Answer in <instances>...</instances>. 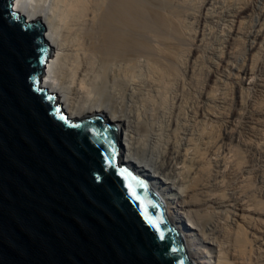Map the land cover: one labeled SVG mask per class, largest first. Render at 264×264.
Masks as SVG:
<instances>
[{
	"label": "bare ground",
	"instance_id": "6f19581e",
	"mask_svg": "<svg viewBox=\"0 0 264 264\" xmlns=\"http://www.w3.org/2000/svg\"><path fill=\"white\" fill-rule=\"evenodd\" d=\"M147 1L150 3L152 2L151 0ZM170 1L172 0H167V2L171 3ZM173 1L174 5L178 4L177 0ZM175 1H177L176 4ZM186 1L184 0V2ZM214 1L215 0H198V2L196 1L195 5L200 2V13H196L198 9L196 10V12L194 11L196 15L198 14L196 22V24L198 23L197 31H195L196 28L192 29L196 26L192 25L190 22L187 23V21L192 20H189L187 18L188 20L185 21L184 15L180 14L183 13L182 11H184L187 7L189 8V6L185 4L186 7L183 9V5L181 4L183 1L181 0L179 1L181 7L178 5L180 7L179 8L176 5L179 10L177 8L176 9L178 11H181L179 12V15H182V17L184 18V20L182 19L183 21H181L183 23L185 21L187 25H189V27L192 25V28H190L196 32H191V34H195L194 40L191 39V41L189 40L190 38H187L189 36L186 37L184 35L189 32L188 26L182 24V22H178L181 17H178V19L174 18V16H176V11L170 9L171 7H168V5L170 4H165L166 2L164 3V7L166 8L167 6V8H169L168 11H165V8L160 9L159 5H157L159 7H157L156 9L152 8L153 4H150L151 8H148L147 6L149 5V3L148 5H146L147 3H145V0H16L15 7L21 13H24L28 19L40 20L46 27L44 34L45 40L48 42L49 46L53 48L54 51L51 54L52 56L48 58L44 68L46 73L42 77V84L44 85V87H47L48 89L57 93L59 99L63 102V105L71 116L81 118L86 116L101 115L106 121L116 126L117 134H120V137L119 135H117L119 137L118 142L120 143V160L123 163H126L128 166L132 167L137 173L141 174L149 182L150 186L158 193L161 201L165 206L168 219L183 237L186 251L193 264H264V172L259 170V167H262V165L258 166V168L256 167L257 165L255 167L253 165V167H250L249 170L250 174H253V176L251 177V175L248 176L247 174L245 177V164L243 165L242 162L244 161L243 163H247L245 161H247L248 155H243L247 159L245 158V160L243 158L242 162H240L241 158H238V161L235 157L236 155L240 156L236 153H239L237 152V150L239 149L241 151V148L237 147L242 146L240 144L238 145L237 142H240V140L242 139L240 134L242 130L240 129L241 131L239 132L238 128L236 129V126L234 127V117H238V115L240 114H246L245 111H242V113L240 111V108L245 104V97L243 99V96L245 95L242 93H244L246 89L244 92H242V90H244L243 86L245 87L246 85H244L242 81L237 83L236 85L234 84V106L232 103L231 107L233 106V108L231 109L230 107H228L231 109H229L230 113L228 112V108L226 109L227 116L229 113V119H227L228 125L224 128L221 126L223 129L219 132L216 130H213V132H208L210 127L208 129L206 128V122L213 123L212 121L209 122L208 118L210 119V117H208L206 121V109L210 108H206V105L209 103L207 102L206 104V101L208 100H206V89L208 88L206 87V78L203 79L201 84L198 86L196 92L197 94H195L194 96L195 99H190L189 92L191 91L187 93L185 91L186 88L183 89L182 87V89L187 93V96L189 95V97L186 98V93L184 94L183 90L180 91L181 88H174L173 85L175 80H178L179 82L181 80L183 82L187 77L190 79H194L197 69L196 67H198V62L202 60L204 61L201 56L202 53L205 54V56L203 57L206 58V53H200V51L205 50L202 48L204 39H206V24H209L206 23V19L207 17H209L208 15L209 11L212 10L211 8L213 7L214 9L215 5L210 8ZM246 1H241V3H244V5H236L237 7H235L236 10L234 14L232 13L231 15L229 13L233 17H231V25H229L228 28L227 26L223 25L227 28V30H225L226 28L222 29L225 30V32L222 31L224 33V43L222 42L223 47L220 46V61L217 58V60L219 61H217L218 65L224 62L227 63L226 61L230 60H227V58L232 56V54L233 56L235 55L236 47L233 46H235L234 44H238L237 42L241 39L240 37H238V35L240 34V32L244 33L246 31V29L243 28L245 22L244 20H246L245 18H247L249 11L252 10L251 7L253 5H251V3L249 2L246 3ZM172 3L170 6H172L173 8ZM262 3H264V1ZM176 6H174V10ZM153 7H155V5ZM190 8L187 10L190 11ZM193 8L196 7L194 6ZM228 8L231 9L230 6ZM224 10L221 11L225 12ZM212 11L211 13H214V16H216V13ZM221 11L218 12L221 14ZM251 12L252 11H250V13ZM147 13H149L153 19L151 18V20H148L147 18L149 17V14L147 16ZM186 13L187 11L184 12V14ZM189 13L192 14V12ZM221 15L219 16L222 17ZM194 20L195 19H193V22L195 23ZM179 23L180 26L185 25L186 27L184 28H188V32L182 33ZM245 23L247 24L249 22ZM241 28H243L245 31ZM211 31H213V29H211ZM221 33L219 32L220 35ZM211 37L210 39H212ZM237 39L238 41H236ZM254 40L256 43L253 44L254 46L251 48L252 54L249 50V53L251 54V60L250 62H248L249 60L247 59L248 63L245 62L246 64H243L244 66L242 65V68L239 67L241 68L240 74L236 73L239 76L242 75V77H248L250 73H254L257 71H255L256 66L254 65V63L256 62H254L253 59L255 60L256 58H254V56L256 55L255 51L257 53L258 49L263 50L264 48L262 47L260 49V47L264 43V23L259 28L257 34H255ZM208 41L210 42V40ZM241 41H243V39ZM207 42L205 43L208 44L209 42ZM205 43L204 46L206 45ZM213 46L215 48V45ZM209 47L211 48V46ZM232 50L234 51V53L231 54V52H233ZM210 51L211 50H209V52ZM237 51H239L238 48ZM260 52L262 51H259V53ZM237 53L238 52H236V54ZM143 56L147 58L146 63L149 69H147V72H149V74L143 77H148L149 79H147L154 84V87L157 86L156 89L158 87L161 89H165H162V91H160L158 88V90L160 91L158 92V94L164 92L162 102L166 107V109L165 107L164 109L167 111L165 112L167 113V117L166 115H164L167 118L166 122L164 121L166 123H164V125L162 123L163 121L161 122V124L160 122L156 121V118V120L154 119L155 116L153 112H151L153 109L151 108V110L149 109V111L147 108L148 106L145 107V103H143V101L148 100L147 97H153V95L146 97L144 96L143 99H140L142 100V103L138 101V99L137 101L141 103L142 106L137 105L139 103L135 100L134 97V95L138 94V92L141 93L140 90L143 87L141 84L145 83L144 81H146V78L143 79V77L141 76L143 71H140L141 73L139 72L140 78L142 77L141 80H139V75L138 73H136L137 67L141 65L139 64L137 66L136 63ZM234 57H232L231 59H233ZM262 57L261 59L263 60L264 58ZM257 58L259 61H262L260 59V55L257 56ZM117 62H120L119 65H123H121V67L118 65V69L121 68L122 71H119L123 72L121 74H123L125 77L124 80H126V86H124L126 87L125 89H127L128 93L126 92V90L121 88V91H125L126 94L125 92L124 94L121 92L122 96H120L121 94L119 92L120 95L118 94L117 97H120V100L116 97V95H113L115 99L109 97L111 95H107L108 98L106 96L103 98L102 94L104 95L105 93H103L104 91L102 89L101 92L99 88L98 89L102 94L98 92V89L96 88L100 85H96V82L99 77L101 79V74H104L102 72L103 70H111L109 73L114 74L116 68H114V72H112V69L116 66L115 63ZM214 62L216 63V61ZM232 63L230 65H232ZM108 67L110 68V70H107L109 69ZM225 69L226 68H224L223 70ZM227 70L229 71L230 69L228 68ZM119 71H117V73ZM209 72L211 73L212 71L209 70ZM219 73H221L220 70ZM105 75L108 76L109 74ZM254 75L257 76L258 74L255 73L253 74V76ZM111 76L112 75L110 74L109 77ZM117 76L114 77L117 79L120 74L118 77ZM209 76V79L211 80V78L214 76V72H212ZM120 78H122V75L118 79L120 80ZM112 79L114 80V78ZM216 79L220 80L221 78L218 77L215 78V80ZM105 80H107V77H105ZM113 80L112 82H114ZM109 81L104 82L109 83ZM140 81L143 83H141ZM179 82H177L176 84H178ZM244 82L246 81L244 80ZM115 83H117V81ZM187 83L184 84L187 86ZM254 84L255 86H261L256 82ZM261 84L263 85V82ZM149 86L147 88H149ZM152 86L153 85L151 84V87ZM216 86L214 87L215 92ZM252 88L249 90H252ZM95 89L97 90V92ZM143 89L142 92L144 91ZM212 89H210L211 92ZM257 89H259V87ZM210 90L209 95L211 93ZM112 92L113 91H107L106 94H111ZM149 92L152 94L151 90ZM149 92L147 91V93ZM215 92L210 96L215 97ZM96 93L101 95V98L100 96H96ZM112 94H117V92ZM142 95H144V92ZM257 96L258 95H256V97ZM219 99L223 100L222 97H219ZM149 100L151 101V99ZM246 101L248 102L249 100L247 99ZM260 101L262 100L260 99ZM145 102L147 103V101ZM214 102H216V100H214ZM150 103H148V105ZM227 104L230 105L229 102ZM254 104L255 106L256 104L259 105V102ZM157 106L158 105L156 104V107ZM210 106L213 105L211 104ZM214 106L213 108L211 107L213 112H215L214 108L216 109V106ZM255 106H253L251 112H254V114L260 116L264 111L261 112L260 106H258L259 108H256L257 106ZM247 108H249V106ZM245 117L249 118L250 116ZM251 117L253 118L254 116ZM211 118L213 119L214 116ZM262 120L264 122V118ZM257 121L253 122L257 123ZM262 124L264 125V123ZM242 125L245 126L246 124ZM214 127L216 129V127L218 126ZM214 127H212V129ZM218 128V130L221 129L220 126ZM252 129L254 128H251V130ZM252 134H254V132ZM254 135L256 137V134ZM249 136L252 137L251 135ZM253 140L256 141V139ZM253 140L252 143L254 142L256 146L258 143L256 141V144ZM233 142H236L238 145L236 148L233 147L235 148L233 150H235L236 153L232 152V145L230 146V143L232 144ZM248 148L250 147L248 146ZM255 150H257V148ZM262 150H264V148ZM227 151L234 153L230 155V159L227 158L229 155H225L227 153H230ZM243 156L241 155L240 157ZM232 158L237 160L235 164L230 162L231 160H233ZM256 161L258 160L256 159ZM249 164L250 163H248L247 165ZM262 170H264L263 167ZM246 180L248 181V183ZM255 183L259 185H257L258 187H256V189L258 188V190L254 189L255 191L250 193L251 189L256 186ZM228 187H231L233 189V192L232 190H230L233 194L228 195L226 193L227 190L225 189H229ZM216 206H223L227 208L225 209V211L227 210L228 214L226 216L224 215V218H222L220 215V218L217 217L216 219H213L212 215L214 214L213 211Z\"/></svg>",
	"mask_w": 264,
	"mask_h": 264
},
{
	"label": "water",
	"instance_id": "95a60500",
	"mask_svg": "<svg viewBox=\"0 0 264 264\" xmlns=\"http://www.w3.org/2000/svg\"><path fill=\"white\" fill-rule=\"evenodd\" d=\"M15 2L0 0V264H193L158 193L120 160L116 126L71 116L44 87L54 50Z\"/></svg>",
	"mask_w": 264,
	"mask_h": 264
},
{
	"label": "rangeland",
	"instance_id": "374dc122",
	"mask_svg": "<svg viewBox=\"0 0 264 264\" xmlns=\"http://www.w3.org/2000/svg\"><path fill=\"white\" fill-rule=\"evenodd\" d=\"M146 2L145 3H147L146 5H148V3H149V5L147 6L148 8H151V6H150V4H153L152 5V8H157V7H159L160 9H164L165 7V4H170L171 5V3H172V1H170L171 3H169V2H167V0H155V1H157V2H155L154 0H151L152 2L150 3V2H148L147 0H145ZM150 1V0H149ZM169 1V0H168ZM178 1V2H177ZM177 1H175V4H176V2L178 3V4H176L177 6L179 5L180 7H181V4L183 5L182 6V8L184 9L185 7H186V5H188L189 6V8L191 9L190 11L189 10H187V9H189L188 7L184 10V11H182L183 13H180V14H182V15H184V18H185V21H187L188 19L189 20H192V21H187V23H191L192 25H194V26H196V27H193L192 28V25L190 26L192 29H194V28H196L195 29V31H197L198 30V23L196 24V22H197V16H198V14L196 15V13H200L199 11H200V5H199V3L201 2H199V3H197L196 5H195V3H196V1L198 2V0H185L186 2H188V3H186V2H184V0H181V1H183L181 4H179V1L180 0H177ZM225 1V2H224ZM241 1L242 0H215L214 1V3L210 6V8L212 7V6H214V9H215V11H214V9H213V7L210 9L212 12H215L216 13V16H214V13H211V11H209V17H207V19H209V20H207L206 19V23H209L208 25H209V27H208V25L206 24V39H204V43L205 42H207L208 40H210V42H212V43H210L209 41V43L208 44H206L205 46H204V43H203V48L202 49H205L204 51L203 50H201L200 51V53L201 52H205L206 53V58H204L203 56H205V54H203L202 53V58L204 59V61L202 60V61H199L198 62V67H196L197 69H196V74H195V76H194V79H190V78H186L183 82L180 80V82L178 81V80H175L174 81V83H173V85H174V88H178V89H180V91L181 90H183L184 88H186L185 89V91L188 93L189 91H191V92H189V95H190V99L191 98H193V99H195L194 98V96H195V94H197L196 92H197V88H198V86L201 84V82L203 81V79H205L206 78V80L208 81H206V87H208L206 90V95L208 96L209 95V90L210 89H212V87H213V89H212V92H211V90H210V92L212 93H210V95H213L214 94V92H215V86H216V84H217V82H218V84H217V86H216V92H215V97H213V96H206V104H207V102H209L207 105H206V108L208 107H212L213 108V106L215 105L216 106V109L214 108V110H215V112H213L212 111V108H211V110H210V108L209 109H206V114H207V117H206V121H207V118L208 117H210V119H212L211 117H213L214 116V118L212 119V120H210L209 118H208V120H209V122H213V123H208V122H206L207 124H208V126H207V124H206V128L208 129L209 127V130H208V132L209 131H212L213 132V130H216V131H221L225 126H227L228 125V120L227 119H229V113H230V110L233 108V106H234V100H235V93H233V91H234V89H233V86H235L237 83H239V82H241L242 81V83H244V85H246L245 87L243 86V88H244V90H242V92H244L245 91V89H246V91L244 92V93H242V94H244L245 96H243V99H244V97H245V99L247 98L249 101L247 102L245 99H244V102H245V104L243 105V107H244V109H243V107H241L240 109V111H241V113H242V111H245L246 112V114H240V115H238V117L236 118V117H234V127L237 129L238 128V131L240 132L241 130L243 131L244 129L247 131H241V137H242V139L240 140V142H237L238 143V145L240 144L242 147H237L238 145H237V143L236 142H233L232 144L230 143V146L232 147H230L232 150L233 149H235L236 147L237 148H241V151H240V149L239 150H237V152H239V153H236L235 152V150H233L232 152H235L236 154H239L240 156L242 155H245L246 156V154L248 155L247 157H248V159L246 158V157H240V156H238V155H232V156H235L236 158H237V160H238V158L240 159L241 158V160H240V162H242V159L244 158H246L247 159V161H245V162H247V163H243L242 162V164L244 165V171H245V177H246V175L248 174V176H250L251 175V177L253 176V174H250V167H253V165H254V167L256 166L257 168H258V166H260V165H262V167H263V169H264V150H262L263 148H264V125L262 124V123H264L263 122V115H264V112H262V111H264V110H262V109H264L263 107H264V91H263V89H264V68H263V65H264V59L262 60L261 59V57L262 58H264V48H263V50L261 49L262 47H264L263 45H264V43L262 44V46L260 47V49L261 50H257V53H256V51H255V56H254V58H255V60L253 59V61L254 62H256L257 63V61H258V63H257V65H256V63H254V65L256 66V68H255V71L256 72H254V73H250L249 75H248V77L246 76V77H242V75H237L236 73H238V74H240V69L242 68V65L243 64H246V63H248V62H250V60H251V54H252V47L254 46L253 44H255L256 42H255V34H257V32H258V30H259V28L262 26V24L264 23V12H263V9H264V3H262L264 0H243V2L244 1H246V3L247 2H249V3H251V5H252V7H251V9L252 10H250V11H252L251 13H250V11H249V13H248V15H247V18H248V21H247V18H245L246 20H244L245 22H249V23H245L244 22V29H246V31L243 29V28H241V29H243L245 32L243 33H241L240 32V34L238 35V37H240V38H238V39H240V41H238V39L236 40V41H238L237 43L238 44H234L235 46H233V47H236L234 50H235V57L233 56V54L232 53H234V51L233 52H231V54H232V56H230V57H228L227 58V60H229V61H226L227 63H222V64H224L225 65V67H224V65H222L221 63V65L219 66L217 63L220 61L219 59H220V49H221V47H223L222 46V44L224 43V33L223 32H225V30H227V28L229 27V25H231V20H232V13L234 14V12H235V10H236V8L235 7H237L238 5L239 6H241V5H244V3L242 2L241 3ZM251 1V2H250ZM254 1V2H253ZM262 1V2H261ZM166 2V3H165ZM237 2V3H236ZM240 2V3H239ZM165 3V4H164ZM234 3H236V4H234ZM245 3V4H246ZM256 3V4H255ZM262 3V4H261ZM161 4V5H160ZM162 4H163V6H162ZM186 4V5H185ZM217 4V5H216ZM234 4V5H233ZM238 4V5H237ZM155 5V7H153ZM157 5H159V6H157ZM170 5H168V7H171L170 9H172L173 11H176V16H174V18L175 19H178V17H181V19L178 21V22H182L183 20H184V18L182 17V15H179V12H181V11H178L179 10V8L176 6V5H174V1H173V3H172V5H173V8H172V6H170ZM185 5V6H184ZM220 5V6H219ZM223 5V6H222ZM232 5V6H231ZM237 5V6H236ZM261 5V6H260ZM150 6V7H149ZM162 6V7H161ZM174 6H176L175 7V10H174ZM196 7V8H193V7ZM222 6V7H221ZM231 7V9L230 8H228V7ZM258 6V7H257ZM263 6V7H262ZM198 7V8H197ZM262 7V8H261ZM178 10H177V9ZM181 8V9H182ZM226 8H227V10H226ZM232 8H233V11H232ZM235 8V9H234ZM259 8H260V10H259ZM167 9V10H166ZM194 9V10H193ZM198 9V10H197ZM216 9H218V10H216ZM225 9V10H224ZM169 10V8H167V6H166V8H165V11H168ZM196 10H197V12H196ZM221 10H224L225 12H223V11H221ZM178 11V12H177ZM187 11V13L186 14H184V12H186ZM192 12V14L191 13H189V12ZM196 13H195V12ZM217 11V12H216ZM218 11H221V14L218 12ZM223 12V13H222ZM228 12V13H227ZM178 13V14H177ZM226 13V14H225ZM231 15H230V14ZM148 14L149 13H147L146 15L148 16ZM218 14V15H217ZM258 14V15H257ZM177 15H179V16H177ZM189 17H188V16ZM195 15V16H194ZM213 15V16H212ZM219 15H221L222 17H220ZM226 15V16H225ZM250 15H251V17H250ZM212 16V17H211ZM224 16V17H223ZM249 16V17H248ZM260 16V17H259ZM177 17V18H176ZM192 17V18H191ZM196 17V18H195ZM232 17V18H231ZM147 18V17H146ZM151 15L149 14V17L147 18L148 20L150 19L151 20ZM188 18V19H187ZM229 18H230V20H229ZM259 18V19H258ZM153 19V18H152ZM183 19V20H182ZM193 19H195L194 21H195V23L193 22ZM215 19H216V21H215ZM261 19V20H260ZM182 20V21H181ZM213 20V21H212ZM259 20H260V22H259ZM184 21V23L182 22V24H185L186 26H188V28H184V27H186L185 25H182V26H180V23H179V26L181 27V30H182V33H186V32H188L187 31V29L189 30V32L188 33H186V34H184L186 37L187 36H189V37H187V38H190L189 40L191 41V39H193L194 40V36H195V34H191V32H193L194 30H192L190 27H189V25H187V23ZM212 21V22H211ZM230 21V22H229ZM257 21V22H256ZM263 21V22H262ZM226 22H228V23H226ZM259 22V23H258ZM262 22V23H261ZM227 24V25H226ZM246 24V25H245ZM256 24V25H255ZM258 24V25H257ZM227 26V28L226 27H224V26ZM261 25V26H260ZM180 27H179V29H180ZM182 27H183V29H182ZM208 27V28H207ZM222 27V28H221ZM226 28V29H225ZM257 28V29H256ZM211 29H213V31L215 32H213V31H211ZM221 29V30H220ZM222 29H225V30H222ZM255 29V30H254ZM180 30V31H181ZM185 32H184V31ZM192 30V31H191ZM217 30V31H216ZM219 30V31H218ZM243 30H241V31H243ZM256 30H257V32H256ZM194 31V32H195ZM212 32V33H210V32ZM223 31V32H222ZM208 32V33H207ZM217 32H218V34H217ZM219 32L221 33V35L219 34ZM196 33V32H195ZM210 33V34H209ZM253 33H254V35H253ZM189 34V35H188ZM216 36V34H217V36L215 37L214 35ZM210 35V36H209ZM221 37H220V36ZM244 35V36H243ZM208 36V37H207ZM212 36V37H211ZM191 37H193V38H191ZM210 37L212 38V39H210ZM244 37V38H243ZM251 37H252V39H251ZM218 40H217V39ZM243 39V41H241ZM193 40H192V42H193ZM220 40H221V42H220ZM253 40V41H252ZM216 42V43H215ZM219 42V43H218ZM223 42V43H222ZM249 42V43H248ZM252 44H251V43ZM236 43V42H235ZM210 44V45H209ZM218 44V45H217ZM221 44V45H220ZM213 45H215V48H214V46ZM237 45V46H236ZM209 46H211V48L209 47ZM212 46H213V48H212ZM221 46V47H220ZM239 46V47H238ZM249 46V47H248ZM209 48V49H208ZM218 50H217V49ZM237 48H238V50L239 51H237ZM214 49V50H213ZM233 49V48H232ZM208 50V51H207ZM209 50H213L212 51V53H211V51L209 52ZM249 50H250V53H249ZM259 51H262V52H260V53H262V54H260L259 53ZM215 52V53H214ZM236 52H238L237 54H236ZM249 54H247V53ZM52 54V53H51ZM257 54H259L260 55V59L263 61H259L258 60V58H257V56H259V55H257ZM215 56V57H214ZM248 56V57H247ZM232 57H234L233 59H231ZM141 58H143V59H141ZM140 59H139V63L137 62L136 63V65L138 66L139 64H141V65H139L138 67H137V70H136V73H138V75H139V80H141L142 79V77L143 76H147V74H149V72H147L149 69H148V65H147V63H146V61H147V58L145 57V56H143V57H141ZM146 58V59H145ZM217 58H218V60H217ZM206 59V60H205ZM249 61H248V60ZM232 60V61H231ZM214 61H216V63L214 62ZM218 61V62H217ZM248 61V62H247ZM233 62V63H232ZM246 62V63H245ZM118 63V64H117ZM117 63H115L116 64V66L115 67H113L114 66V64H113V66H111V67H113V69H112V72H114V68H116L115 69V72H114V74L113 73H109L111 70H110V68L109 69H107V70H110V71H105V70H103L102 72L104 73V74H101V79H100V77L98 78V80H97V82H96V85H100V86H97V88H96V86H95V88L96 89H102L104 92L103 93H105L104 95L101 93L102 92V90H101V92H100V90L98 89V92H100L101 94H102V96H103V98L106 96L107 97V95H111V96H109V97H111L112 99L114 98L115 99V97L113 96V95H116V97H117V95L119 94V92H120V96H122V93L124 94V92L125 91H121V88H123L124 90H126V92H127V89H125L126 87V85H125V81L126 80H124L125 79V77H124V75L123 74H121V73H123V72H120L119 70H121V68L120 69H118L119 67H118V65L120 64V62H117ZM216 65H215V64ZM229 63V64H228ZM232 63V65H230ZM262 63V64H261ZM200 64V65H199ZM122 65V64H121ZM121 65H119L120 67H121ZM146 65H147V67H146ZM230 65V66H229ZM123 66V65H122ZM218 66V67H217ZM244 66V65H243ZM213 67V68H212ZM226 68L225 70H223L224 68ZM231 67V68H230ZM239 67H241V68H239ZM143 70H142V69ZM215 68V69H214ZM230 69L229 71L227 70V69ZM260 68H261V70H260ZM123 69V68H122ZM136 69V68H135ZM141 69V70H140ZM148 69V70H147ZM212 69V70H211ZM214 69V70H213ZM200 70V71H199ZM209 70L210 71H212V72H214V76L211 78V80L209 79V75L212 73H210L209 72ZM219 70L221 71V73H219ZM105 71V72H104ZM117 71H119L118 73H117ZM122 71V70H121ZM143 71V73L141 74V78H140V73ZM259 71H262V72H259ZM108 72V73H107ZM140 72V73H139ZM147 72V73H146ZM209 72V73H208ZM216 72H218V73H216ZM229 73V74H227V73ZM117 73V74H116ZM258 74L257 76H253V74ZM105 74H111L112 76L111 77H109V75L108 76H106ZM116 74V75H115ZM119 74H120V76H119ZM205 74H206V76H205ZM224 74H226V75H224ZM252 74V75H251ZM116 77L117 75L119 76V77H121V75H122V78H120V80L117 78H115L114 76ZM137 75V74H136ZM137 75V76H138ZM224 75V76H223ZM205 76V77H204ZM217 76V77H216ZM263 76V77H262ZM105 77H107V80H105ZM204 77V78H203ZM218 77H220L221 79L219 80V79H216L215 80V78H218ZM237 77H238V80H237ZM240 77V78H239ZM104 78V79H103ZM109 78V79H108ZM110 78H111V80H110ZM112 78H114V80L112 79ZM146 77H143V79H145ZM148 78V77H147ZM145 79L146 81H144L145 83H143V82H141V83H143V84H141L143 87H142V89L144 90L143 92H144V95H142L143 94V92H142V89L140 90L141 91V93H139L138 92V94H135L134 95V97H135V100L137 101L138 99V101H140L141 103H142V100H140V99H143V97L145 96H152L153 95V97H147L148 98V100L149 99H151V103L148 101V100H145V101H147V103L145 102V101H143V103H145V107H147L148 108V110L150 109L151 110V108L153 109L151 112H153V114H154V119L157 121V122H162L163 123V125H164V123L166 122V117H167V113H165V112H167L165 109H166V107H165V105L163 104V102H162V100H163V96H164V92H161V93H159L158 94V92H160V91H162V89L161 88H159V90H158V88L156 89V87L157 86H155L154 87V84L151 82V81H149L148 79ZM242 78V79H241ZM262 78V79H261ZM241 79V80H240ZM261 79V80H260ZM101 80H102V82H101ZM110 80V81H109ZM112 80L114 81V82H112ZM123 80V81H122ZM148 80V81H147ZM214 80V81H213ZM234 80V81H233ZM244 80L246 81V82H244ZM257 80H258V82H257ZM99 81V82H98ZM104 81H109V83H106V82H104ZM117 81V83H115ZM119 81V82H118ZM179 82L180 84H181V86H180V84L178 83V84H176L177 82ZM200 81V82H199ZM215 81H217V82H215ZM229 81V82H228ZM254 81V82H253ZM263 82V85L261 84L262 82ZM124 84H123V83ZM150 82H151V84L153 85L152 87H151V84H150ZM188 82V83H187ZM236 82V83H235ZM259 83L261 86H255V84L254 83ZM98 83H100V84H98ZM104 84V85H102V84ZM119 83V84H118ZM148 83H149V85H148ZM187 83V86L185 85V84ZM190 83V84H189ZM211 83V84H210ZM121 84V85H120ZM122 84H123V86H122ZM147 84V85H146ZM235 84V85H234ZM125 85V86H124ZM145 85V86H144ZM178 85V86H177ZM182 85H184V86H182ZM251 85V86H250ZM253 85H254V87H255V89H254V87H253ZM102 86V87H101ZM149 86V88H151V89H149V88H147ZM177 86V87H176ZM186 86V87H185ZM107 87V88H106ZM182 87H183V89H182ZM250 87V88H249ZM253 87V88H252ZM259 87V89H257ZM262 89H261V88ZM117 88V89H116ZM141 88V87H140ZM146 88V89H145ZM153 88V89H152ZM156 90H155V89ZM235 88V87H234ZM252 88V90H249V89H251ZM95 89V90H96ZM192 89V90H191ZM218 89V90H217ZM248 89V90H247ZM149 92L150 90H151V92H152V94L149 92V93H147V91ZM154 90V91H153ZM163 90H165V89H163ZM213 90H214V92H213ZM108 91V92H110V91H113L112 93H116L117 92V94H110V93H107L106 94V92ZM115 91V92H114ZM157 91V92H156ZM184 91V90H183ZM184 91V94L186 93ZM263 91V92H262ZM96 92H97V90H96ZM122 92V93H121ZM126 92H125V94H126ZM235 92V91H234ZM128 93V92H127ZM148 95H147V94ZM187 93L185 94L186 96H187ZM191 93V94H190ZM257 93V94H256ZM259 93V94H258ZM263 93V94H262ZM146 94V95H145ZM163 94V95H162ZM232 94V95H231ZM233 94H234V96H233ZM263 96H261V95ZM138 96V98H137V96ZM142 97H140V96ZM189 95L186 97V98H188L189 97ZM256 95H258L257 97H256ZM96 96H100V98H101V95H99V94H97L96 93ZM113 96V97H112ZM192 96V97H191ZM225 96H226V99H225ZM248 96V97H247ZM159 97H161V98H159ZM213 99H211V98ZM219 97L221 98L222 97V99L223 100H221V99H219ZM224 97V98H223ZM230 97V98H229ZM249 97H250V99H249ZM260 97H262V98H260ZM108 98V97H107ZM118 98V97H117ZM120 98V97H119ZM118 98V99H119ZM153 98V99H152ZM156 98V99H155ZM210 98V99H209ZM215 98V99H214ZM218 100H217V99ZM255 98H256V101H255ZM155 99V100H154ZM161 99V100H160ZM232 99V100H231ZM251 99H252V101H251ZM258 99V100H257ZM260 99L263 101V103H262V101H260ZM120 100V99H119ZM210 100V101H209ZM214 100H216V102H220V104H219V102L218 103H216V102H214ZM137 101V102H138ZM229 102V104L230 105H228L227 103ZM254 101V102H253ZM136 102V103H137ZM160 102V103H159ZM225 102V103H224ZM252 102V103H251ZM259 102V105L258 104H256V106L258 105V106H260V110H261V112H262V114L259 116V115H256V114H254V112H251L252 111V109H253V106H255V104L254 103H258ZM139 103V102H138ZM141 103H139V104H137V105H141L142 106V104ZM148 103H150L149 105H148ZM162 103V104H161ZM214 103V104H213ZM225 105H224V104ZM232 103H233V106L231 107V105H232ZM246 103H247V106H246ZM263 105H262V104ZM151 104H152V106H151ZM156 104L158 105L157 107H156ZM213 105V106H210V105ZM224 106H223V105ZM251 104V105H250ZM254 104V105H253ZM263 106H261V105ZM144 105V104H143ZM228 105V106H227ZM253 105V106H252ZM151 106V107H150ZM163 106V107H162ZM214 106V107H215ZM246 106V107H245ZM249 106V108H247ZM255 106V107H256ZM256 107V108H259V107ZM154 107V108H153ZM164 107H165V109H164ZM228 107H230V108H228ZM228 108V116H227V113H226V109ZM246 108H247V110H246ZM155 109V110H154ZM159 109V110H158ZM243 109V110H242ZM251 109V110H250ZM149 110V111H150ZM163 110H165V111H163ZM220 110V111H219ZM156 111V112H155ZM209 111V112H208ZM212 111V112H211ZM218 111V112H217ZM221 111H222V113H221ZM250 111V112H249ZM208 112V113H207ZM220 112V113H219ZM225 112V113H224ZM245 112H243V113H245ZM156 113V114H155ZM163 113V114H162ZM213 113V114H212ZM219 113V114H218ZM218 114V115H217ZM226 114V115H225ZM250 114H254V115H250ZM164 115H166V117L164 116ZM208 115H210V116H208ZM220 116V117H216V116ZM221 115H224V116H221ZM241 115H245V116H250L249 118H246L245 116H241ZM240 116V117H239ZM251 116H254L253 118L251 117ZM165 117V118H164ZM215 118H216V120H215ZM236 118V119H235ZM240 118V119H239ZM244 119V120H242V119ZM262 118V119H261ZM220 119V120H219ZM222 119V120H221ZM226 119V120H225ZM248 119V120H247ZM251 119H252V121H251ZM214 120V121H213ZM241 123H239L238 121ZM240 120H242V121H240ZM251 122H250V121ZM258 120V121H257ZM261 122H260V121ZM165 121V122H164ZM217 121V122H216ZM220 121V122H219ZM222 121H225V122H222ZM246 121V122H245ZM255 121H257V123H254ZM216 122V123H215ZM240 124H238V123ZM253 122V123H252ZM260 123V125H259V123ZM161 123V124H162ZM217 124V125H215V124ZM221 123H225L224 125L223 124H221ZM250 123V124H249ZM166 124V123H165ZM211 124V125H210ZM220 124V125H219ZM242 124H246L245 126L244 125H242ZM249 124V125H248ZM256 124V125H255ZM238 125V126H237ZM252 125H253V127H252ZM214 126H220V130H218L219 128L218 127H216V129H215V127ZM223 128H222V127ZM257 126V127H256ZM212 127H214L213 129H212ZM240 127V128H239ZM249 127V128H248ZM259 127H261V128H259ZM251 128H254V129H252L251 130ZM257 129V131H256V129ZM207 129H206V131H207ZM212 129V130H211ZM241 129V130H240ZM255 130V131H254ZM216 131H214V132H216ZM254 132V134H256V137H255V135L254 134H252V133ZM207 133V132H206ZM248 133H249V135H251L252 137H250L249 135H248ZM119 135V137H120V134H118ZM118 137V138H119ZM243 138H245V139H243ZM256 139V141H257V143L259 144H257L256 143V141L255 140H253V139ZM251 139V140H250ZM245 140V141H244ZM250 142H249V141ZM252 140L253 141H255V143L257 144L256 146H255V144H254V142L252 143ZM241 141H243V142H241ZM247 141V142H246ZM246 143H248V144H246ZM250 143H251V145H250ZM233 144H235V145H233ZM245 145V146H244ZM248 146L250 147V148H248ZM254 147V148H252V147ZM233 147H235V148H233ZM245 147H246V149H245ZM258 147H260V148H258ZM257 148V150H255ZM231 149H230V151H231ZM243 149V150H242ZM245 149V150H244ZM250 150V151H249ZM262 150V151H261ZM230 151H227V152H230ZM244 152V154H243V152ZM249 151V152H248ZM255 153H254V152ZM259 151H261V152H259ZM226 152V153H227ZM232 152H230L229 154L227 153V154H225V155H229L227 158H229L230 157V155L231 154H234V153H232ZM240 152H241V154H240ZM246 152H248V153H246ZM250 152H252V153H250ZM263 152V153H262ZM251 155H250V154ZM253 154V155H252ZM255 154H257V155H255ZM261 154V155H260ZM256 157H255V156ZM238 156V157H237ZM258 156V157H257ZM259 156H260V160H259ZM263 156V157H262ZM234 157V158H235ZM231 158V157H230ZM229 158V159H230ZM233 159V158H232ZM245 159V160H246ZM256 159L258 160V161H256ZM235 159H233V160H229L230 162H232L233 164H235V162H237V160H235ZM255 160V161H254ZM239 161V160H238ZM263 161V162H262ZM254 164H253V163ZM255 162H256V164H255ZM231 163V164H232ZM248 163H250L249 165H247ZM232 164V165H233ZM249 166V167H248ZM262 167L260 166L259 168V170H261V171H263L264 172V170H262ZM247 169V170H246ZM248 172V173H247ZM252 172V171H251ZM247 181V180H246ZM247 183H248V181H247ZM244 184H245V182H244ZM256 184V183H255ZM254 185V184H253ZM258 184H256V186L255 187H253L252 189H251V191H250V193H252L253 191H255L254 189H256V187H258L257 186ZM229 189H225V190H227L226 191V193L228 194V195H231V194H233L232 192H233V189L231 188V187H228ZM231 188V189H230ZM230 190H232V192L230 191ZM256 190H258V188L256 189ZM231 192V193H230ZM247 192H249V191H247ZM230 193V194H229ZM255 193V192H254ZM217 209V210H216ZM225 209H227V208H225V207H223V206H216L215 207V209H214V211H213V219H216L217 217L218 218H220V215H221V217L222 218H224L228 213H227V210L225 211ZM217 211V212H216ZM220 212V213H219ZM218 213V214H217ZM225 213V214H224ZM217 215V216H216ZM225 215V216H224Z\"/></svg>",
	"mask_w": 264,
	"mask_h": 264
},
{
	"label": "snow or ice",
	"instance_id": "6c2138e0",
	"mask_svg": "<svg viewBox=\"0 0 264 264\" xmlns=\"http://www.w3.org/2000/svg\"><path fill=\"white\" fill-rule=\"evenodd\" d=\"M33 83H34V87H36L37 90H39V88H38V84H39V82L36 81V80L34 79V80H33ZM49 99H51V98H49ZM57 115H58V117H59L60 119H62V120H66V117H64L63 115H60L59 112H58V110H57ZM95 134H96L97 137L100 138V139H105V138H106V137L104 136V132H103V131H98V132H96ZM114 159H115V158H114V154H112L110 157H106V160H108L109 163H114ZM129 189H130V195L133 196V197H135V196H136V193H135L134 190L131 189V185H129ZM147 219H148V222H149V223H150V224H151V225L157 230V232L159 233V238H160L161 240H163V239H164V233H163L162 231H160V228H159V226H158V223H157L156 221H153V220L151 219V217H147ZM172 251H173V252H176L177 249H176V248H173ZM180 264H185L184 260H181V261H180Z\"/></svg>",
	"mask_w": 264,
	"mask_h": 264
}]
</instances>
